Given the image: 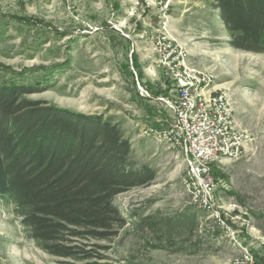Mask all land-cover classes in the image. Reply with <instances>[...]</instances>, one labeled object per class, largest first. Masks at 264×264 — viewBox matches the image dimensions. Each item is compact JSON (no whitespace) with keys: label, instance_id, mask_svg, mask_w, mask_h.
I'll list each match as a JSON object with an SVG mask.
<instances>
[{"label":"rangeland","instance_id":"rangeland-1","mask_svg":"<svg viewBox=\"0 0 264 264\" xmlns=\"http://www.w3.org/2000/svg\"><path fill=\"white\" fill-rule=\"evenodd\" d=\"M211 1H175L164 22L189 64L212 72V89L227 93L242 136L237 158L210 165L225 225L191 203L182 155L142 136L171 121L156 101L170 88L153 63L158 9L144 10V0H0V84L32 85L39 91L28 100L115 118L131 158L156 173L149 186L115 197L126 226L95 242L99 264H227L238 244L264 264V55L228 46ZM137 81L151 98H140ZM12 211L0 198V264H61L27 238Z\"/></svg>","mask_w":264,"mask_h":264},{"label":"trees","instance_id":"trees-1","mask_svg":"<svg viewBox=\"0 0 264 264\" xmlns=\"http://www.w3.org/2000/svg\"><path fill=\"white\" fill-rule=\"evenodd\" d=\"M230 48L264 55V0H212ZM0 84V198L28 239L61 264H99L96 241L126 226L114 199L156 178L131 158L121 122L25 98Z\"/></svg>","mask_w":264,"mask_h":264},{"label":"built area","instance_id":"built-area-1","mask_svg":"<svg viewBox=\"0 0 264 264\" xmlns=\"http://www.w3.org/2000/svg\"><path fill=\"white\" fill-rule=\"evenodd\" d=\"M175 1L186 0H144V10L157 8L162 14L152 42L153 63L168 79L170 88L168 96L156 101L163 104L171 121L162 129L148 127L141 132L143 137L152 138L182 155L186 166L182 185L191 203L225 225L216 207V184L210 165L223 158H237L242 150V136L237 130L227 93L211 87L213 73L192 67L186 51L169 34L164 19ZM136 84L140 98H151L138 81ZM226 229L229 231L228 227ZM238 248V255L227 264H256L249 248L239 244Z\"/></svg>","mask_w":264,"mask_h":264}]
</instances>
